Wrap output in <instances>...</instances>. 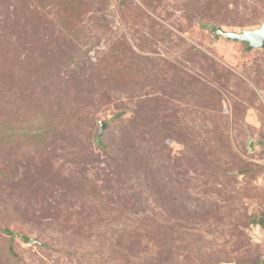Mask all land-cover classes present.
<instances>
[{
    "label": "rangeland",
    "instance_id": "1",
    "mask_svg": "<svg viewBox=\"0 0 264 264\" xmlns=\"http://www.w3.org/2000/svg\"><path fill=\"white\" fill-rule=\"evenodd\" d=\"M262 24L264 0H0V122L48 125L0 145V264H264V49L212 32Z\"/></svg>",
    "mask_w": 264,
    "mask_h": 264
},
{
    "label": "trees",
    "instance_id": "2",
    "mask_svg": "<svg viewBox=\"0 0 264 264\" xmlns=\"http://www.w3.org/2000/svg\"><path fill=\"white\" fill-rule=\"evenodd\" d=\"M39 125H44V127H48L46 125V116L40 115L35 118V120L29 124L27 122H23L22 124L13 125L12 123L6 124L4 122H0V145L2 143H7L10 141H15L17 138H26L30 141L37 142L39 139L45 137L46 134L42 132L41 127ZM57 132V131H54ZM56 136L58 133H54ZM7 141V142H6ZM98 146L104 147L101 141L97 142ZM9 175L6 173V170L3 167H0V180H8ZM252 224L258 225L264 228V213L261 216H256L251 219ZM0 232L11 235V232L7 229H0ZM26 241H29L28 238H24Z\"/></svg>",
    "mask_w": 264,
    "mask_h": 264
},
{
    "label": "water",
    "instance_id": "3",
    "mask_svg": "<svg viewBox=\"0 0 264 264\" xmlns=\"http://www.w3.org/2000/svg\"><path fill=\"white\" fill-rule=\"evenodd\" d=\"M212 32L215 33L217 37L221 36L226 40L239 41L248 44L249 49H264V24L261 27L244 30L242 32H228L221 27H214ZM107 127L105 121H100V132L97 141H101L104 131ZM31 243H37V240L31 239ZM223 264H236V263H223Z\"/></svg>",
    "mask_w": 264,
    "mask_h": 264
}]
</instances>
